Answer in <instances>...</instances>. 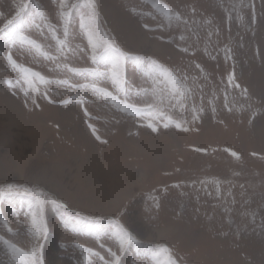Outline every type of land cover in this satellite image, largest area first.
Segmentation results:
<instances>
[{
  "label": "rangeland",
  "instance_id": "obj_1",
  "mask_svg": "<svg viewBox=\"0 0 264 264\" xmlns=\"http://www.w3.org/2000/svg\"><path fill=\"white\" fill-rule=\"evenodd\" d=\"M0 193V264H264V0H0Z\"/></svg>",
  "mask_w": 264,
  "mask_h": 264
},
{
  "label": "snow or ice",
  "instance_id": "obj_2",
  "mask_svg": "<svg viewBox=\"0 0 264 264\" xmlns=\"http://www.w3.org/2000/svg\"><path fill=\"white\" fill-rule=\"evenodd\" d=\"M28 5L26 3H21L19 6V9L16 11L15 13V18L19 19L22 17V14L26 12ZM14 23V20H8L7 21V25H12ZM83 26V25H82ZM20 39H24L23 36L19 37ZM90 43L91 42V38H90ZM38 50L39 46H37ZM109 49H112L113 54H108L109 53ZM92 50H93V56L92 59L93 61H95L97 59L96 56V51H97V44L96 43H92ZM100 59L104 60L106 63L111 64V75L113 77V83H118V69L124 59V54L119 52L118 49H113V46L111 44H108L107 47L105 48V55L101 56ZM9 60L11 61V56L9 55ZM197 67H199V65H197ZM97 75L103 76L104 73H98ZM174 79V78H173ZM238 86V85H237ZM93 88H96L98 91L100 89L97 88V86L95 84L92 85ZM27 94V93H26ZM104 94L107 96H110L111 94L107 92V90H104ZM112 99L115 101V97H112ZM196 109L193 108V112H195ZM163 115V114H161ZM168 119H171L170 117ZM165 127H167V124H165ZM177 128H180L181 125L177 124L176 125ZM187 130V129H184ZM153 131H155V128H153ZM233 156H237V153L232 152ZM11 192V189H9V193ZM0 195H3V193H0ZM44 201L43 200H38L37 203V208L38 210L42 211V205H43ZM33 222L35 223L36 221V213H33ZM9 231H11V229H9ZM39 235V234H38ZM7 243V241H5ZM130 243H137L135 241V238L131 235V234H125V236L123 238L120 239V247L121 249H123L125 247L126 244H130ZM15 251H19V249H14ZM115 257V253L112 254ZM33 256L35 257V250H33ZM103 259V258H101ZM119 261V257H116V261L114 262V264H118ZM32 264H39V261L34 259ZM170 264H174V262H170Z\"/></svg>",
  "mask_w": 264,
  "mask_h": 264
}]
</instances>
